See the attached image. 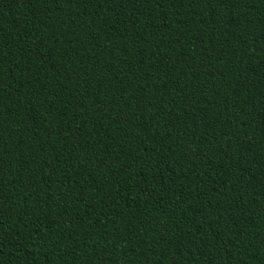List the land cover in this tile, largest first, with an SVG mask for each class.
Listing matches in <instances>:
<instances>
[{
  "label": "trees",
  "instance_id": "1",
  "mask_svg": "<svg viewBox=\"0 0 264 264\" xmlns=\"http://www.w3.org/2000/svg\"><path fill=\"white\" fill-rule=\"evenodd\" d=\"M0 264H264V0H0Z\"/></svg>",
  "mask_w": 264,
  "mask_h": 264
}]
</instances>
